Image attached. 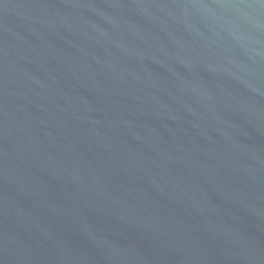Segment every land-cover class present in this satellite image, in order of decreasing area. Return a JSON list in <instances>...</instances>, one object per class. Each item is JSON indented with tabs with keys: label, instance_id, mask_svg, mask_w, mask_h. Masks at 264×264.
<instances>
[{
	"label": "water",
	"instance_id": "water-1",
	"mask_svg": "<svg viewBox=\"0 0 264 264\" xmlns=\"http://www.w3.org/2000/svg\"><path fill=\"white\" fill-rule=\"evenodd\" d=\"M0 264H264V0H0Z\"/></svg>",
	"mask_w": 264,
	"mask_h": 264
}]
</instances>
